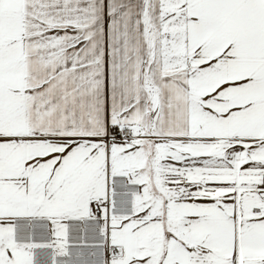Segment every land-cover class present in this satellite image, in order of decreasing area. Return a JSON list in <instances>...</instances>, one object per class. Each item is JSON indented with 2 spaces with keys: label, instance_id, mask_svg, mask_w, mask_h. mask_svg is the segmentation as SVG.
<instances>
[{
  "label": "snow or ice",
  "instance_id": "obj_1",
  "mask_svg": "<svg viewBox=\"0 0 264 264\" xmlns=\"http://www.w3.org/2000/svg\"><path fill=\"white\" fill-rule=\"evenodd\" d=\"M0 264H264V0H0Z\"/></svg>",
  "mask_w": 264,
  "mask_h": 264
}]
</instances>
